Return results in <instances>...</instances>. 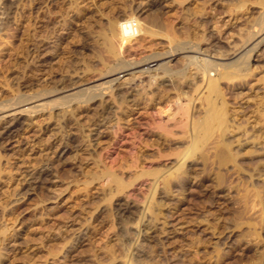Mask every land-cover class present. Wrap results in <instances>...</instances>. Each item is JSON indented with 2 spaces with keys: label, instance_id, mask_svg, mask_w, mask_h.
I'll use <instances>...</instances> for the list:
<instances>
[{
  "label": "rangeland",
  "instance_id": "obj_1",
  "mask_svg": "<svg viewBox=\"0 0 264 264\" xmlns=\"http://www.w3.org/2000/svg\"><path fill=\"white\" fill-rule=\"evenodd\" d=\"M6 4L9 12L0 14V22L7 21L0 25L2 114L18 96L27 101L20 105L22 110L103 83L108 75L102 59L108 60L109 55L99 33L111 20L135 14L144 21L156 13L178 30L189 26L204 36L195 58L228 63L222 54L235 50L242 39L239 31L246 36V21L259 10L252 2L244 17L231 15L229 0H188L183 7L176 0H14ZM185 6L206 12L190 17ZM218 9L223 13L218 14ZM204 21L212 23L206 32L201 27ZM210 36L221 46L208 53ZM126 45L125 59L141 63L168 50L165 40L148 35L133 37ZM184 56L177 53L166 63L172 67ZM251 68L256 80L251 83L255 85L251 99L246 100L254 106L256 96H264V87L256 85L264 75V56L256 57ZM189 71L195 73L192 67ZM123 76L102 98L98 90L100 96L93 103L76 99L67 108L49 106L41 113L28 109L23 116L0 114V264H264L262 141L252 144V138L231 135L243 137L241 146L233 148L240 151L237 161L246 164H232L236 170L229 164L222 171L212 166L210 175L196 161L186 193L168 194L165 200L155 197L153 205H163L160 216L158 210L149 215L144 211L153 177L138 179L109 200L115 188L110 178L101 179L103 170L127 183L142 170L171 169L176 160L168 156L169 151L145 145L154 123L167 122L176 106L162 104L146 110L142 102L134 104L149 77L134 81L130 75ZM128 80L134 82L129 85ZM123 100L127 105L121 109ZM257 129L264 131V127ZM177 137L175 147L180 148L173 153L188 143L180 140L182 135ZM251 159L259 162L252 165ZM171 200L178 207L173 224L164 218L171 212ZM209 201L214 204L209 206Z\"/></svg>",
  "mask_w": 264,
  "mask_h": 264
},
{
  "label": "bare ground",
  "instance_id": "obj_2",
  "mask_svg": "<svg viewBox=\"0 0 264 264\" xmlns=\"http://www.w3.org/2000/svg\"><path fill=\"white\" fill-rule=\"evenodd\" d=\"M187 1L188 0H176L180 7H183ZM229 1L232 4L229 10L231 15L236 14L238 17L240 14V17H244L243 15L247 14V8L252 2L259 7L260 12L255 9L256 12H252L254 14L253 17L249 21H246V36L239 31V35H241L242 39L235 43V50L232 53L225 52L222 54L224 58L228 57V63L209 61L205 59V57L204 59L201 57L202 60L195 58L194 54L200 53V46L205 41V38L203 35L199 36V34L195 30H191L189 26H182V28L178 30L176 29L177 27L172 26V22V25L171 23L169 24L164 21L165 18L163 20L162 17H159L156 13H152L154 15H150L146 20L143 19L144 21L136 17L135 14H131L122 21H118L117 18L111 20L108 23V27L105 29L102 28L101 33H99L102 39L101 41H103L102 48L104 46V52L109 55L108 60L109 58L111 59L108 61L105 59L106 57L104 58V55L102 56L108 61L106 62L102 59V65L105 67L106 74L108 75L103 83H99L85 90H78L79 92L76 93L74 91L72 95L67 94L65 97H60L53 101L50 100L49 102L47 101V103H41L39 101L41 104L38 103L31 106V108H24L22 110H20V105L25 103L26 98L24 99L22 96H18L9 101L4 108L5 112H3V114L14 112V115L23 116L24 112L28 109L34 110L32 113H41L45 108H51L49 106L57 108L62 105V108H67L69 104H72V102L74 103L76 99L83 100V103L87 104L93 103L94 100L100 96L97 92L101 90L102 95L100 97L102 98L103 95L107 94V90L114 88V83L120 80L121 75H124L123 77L130 75L132 76L131 80L148 76L149 83L143 86L144 88H142V91L140 90L142 93L139 92L137 94L138 99H136L135 102L133 101L134 104L142 102L146 110L149 106L155 107L162 104H165L166 108L176 106V112H169L170 110L168 109L165 112H169L168 121H161L158 124L154 123L151 136L145 140V145L146 147L152 148L157 146L161 152L169 151L168 156L176 157L175 164L171 169L166 171H163V169L152 172L142 170L140 174L127 183L113 174L110 170L106 169L102 171L101 179L110 178L111 184L114 185V195L111 192V197L109 198L111 201L116 195L123 193L138 179L153 177L154 184L149 194L144 197V211L154 214L155 211L158 210L157 215L160 216L163 214V205L157 202V207H155L153 205L155 197L158 194L161 200H165V197L169 196L168 194L171 196L174 194L175 196L182 194V191L186 189L187 183L191 178L190 173L192 166L196 164V161L198 162L199 160L204 169H207L208 173L210 172V175L212 172L211 169H213L212 166L221 171L223 167L229 164L237 165L238 163V165L242 167L246 163L237 161L238 156H240V151L239 149L235 151L233 148L235 144H239V147L241 146L242 136H246L248 139L252 138V144H259L260 141L264 143V131L257 129V127H264V96L257 95L255 98L257 101L254 102V106H250V100H246L251 99L252 89L255 86L251 83L253 80H256L255 70L251 68L252 61H254L256 57L260 58L264 56V47H262L264 45V0H252L251 3H249V0ZM7 2L14 3V0H0V14L3 13V15H5L9 10L7 8ZM185 8L186 9L183 8L185 13L190 17L192 15L197 17L206 12L205 9H196L193 11L189 9V7L185 6ZM141 11L142 10H140V12ZM217 13L220 14L223 12L218 9ZM162 15L161 13V16ZM5 21H3V23ZM3 23L0 22V25ZM211 24V22L204 21L201 23V27L206 32ZM0 28L2 27L0 26ZM1 30L3 29H0V31ZM139 35H148L152 38L165 40L166 43H168V48H166L168 50L162 53H154L150 55L148 59L146 58L145 61L143 60L144 62L142 63L137 61L133 62L134 60L127 61L124 57L127 47L126 44H129V41L133 37ZM208 41V53L215 52L218 46H221L216 43L217 40L212 36L208 38ZM191 50H193V52H190ZM181 52L186 57L184 56L183 59L181 58L182 61H179L180 63L177 62L170 67L169 63H166V61L172 59L177 53ZM236 54L239 57H234ZM98 57H100L99 54ZM191 67L195 73H192V71L188 72V69L190 70ZM103 68H101V70L104 74L103 71L105 70H103ZM97 69L99 70V68ZM95 71L96 69L94 72ZM161 78L165 80L160 81ZM153 81H155V83H153ZM128 83H130L129 80ZM131 83L129 85H131ZM257 83L256 85H262L264 87V75L257 79ZM43 92L46 93L45 91ZM73 97L75 99H73ZM27 100L29 101V99ZM79 100H77L78 104ZM119 105L120 108L123 109L124 105H127V101L123 100ZM11 115L12 114H10V116ZM121 120L122 119L119 118L118 123H120ZM236 133L242 135L240 136L241 138H231V135ZM177 134L182 135L180 138L181 141L185 140L188 141V143L185 148L177 153H173V150L180 148L175 147V138H178ZM160 157L163 156L160 155ZM258 162L259 161L254 159L250 160L252 165ZM232 166L233 169L236 170V166ZM217 170L215 169V171ZM47 175L49 177L50 174L48 173L46 176ZM207 175L209 176V174ZM221 176L222 175H220V180H222L221 178L223 177ZM98 178L99 177H97V179ZM39 184L41 183L39 182ZM160 187L163 188L160 189ZM183 192H185V190ZM179 201V203H182L183 200ZM213 201H209L207 204L209 206L213 205ZM206 202H208V200ZM170 203L171 212L165 214L164 218L166 222L169 221V224H173L178 212V207L176 205L177 203L173 200H171Z\"/></svg>",
  "mask_w": 264,
  "mask_h": 264
}]
</instances>
